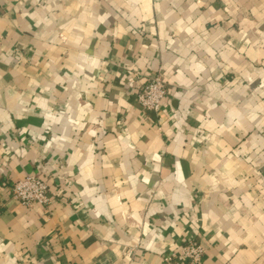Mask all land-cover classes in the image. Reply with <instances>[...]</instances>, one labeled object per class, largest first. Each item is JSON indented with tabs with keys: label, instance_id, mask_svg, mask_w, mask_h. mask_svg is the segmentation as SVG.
I'll return each mask as SVG.
<instances>
[{
	"label": "crops",
	"instance_id": "obj_1",
	"mask_svg": "<svg viewBox=\"0 0 264 264\" xmlns=\"http://www.w3.org/2000/svg\"><path fill=\"white\" fill-rule=\"evenodd\" d=\"M29 174L49 205L12 197ZM192 238L198 264H264V0H0V264H165Z\"/></svg>",
	"mask_w": 264,
	"mask_h": 264
},
{
	"label": "built area",
	"instance_id": "obj_2",
	"mask_svg": "<svg viewBox=\"0 0 264 264\" xmlns=\"http://www.w3.org/2000/svg\"><path fill=\"white\" fill-rule=\"evenodd\" d=\"M167 83L161 73H157L143 86L138 94V102L147 110L160 112L167 99ZM14 199L26 207L35 205L47 206L51 203L49 183L38 175L29 174L7 186ZM134 249H129L125 255L133 257ZM205 255V248L198 239L192 238L181 245L179 252L174 251L164 255L165 264H198Z\"/></svg>",
	"mask_w": 264,
	"mask_h": 264
}]
</instances>
